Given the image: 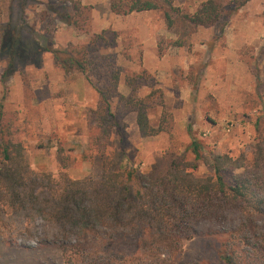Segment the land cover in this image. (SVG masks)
Instances as JSON below:
<instances>
[{
	"label": "rangeland",
	"instance_id": "374dc122",
	"mask_svg": "<svg viewBox=\"0 0 264 264\" xmlns=\"http://www.w3.org/2000/svg\"><path fill=\"white\" fill-rule=\"evenodd\" d=\"M204 1L174 0L173 6L192 14ZM217 1L224 8L217 24L193 27L175 15L168 29L162 10L118 15L110 0H0V131L22 142L31 169L54 177L63 171L73 180L97 181L109 160L115 168L162 176L174 159H193V139L204 151L249 157L264 133V0H250L234 12L231 0ZM73 2L79 3L77 12ZM8 29L32 45L11 64L3 45ZM103 30L104 39L86 54L93 61L89 70L97 61L99 73L65 72L46 51H87ZM115 69L118 92L145 98L150 124L163 126V132L140 137L135 114L124 111L117 112L121 133L113 128L105 135L96 126L97 88L105 87L106 73ZM137 76L132 92L125 78ZM29 214L0 210V264H66L57 227ZM238 223L234 210L205 218L191 240L160 247L161 259L224 264L218 251ZM259 233L264 245V219ZM137 258L130 248L120 264H142Z\"/></svg>",
	"mask_w": 264,
	"mask_h": 264
},
{
	"label": "trees",
	"instance_id": "16d2710c",
	"mask_svg": "<svg viewBox=\"0 0 264 264\" xmlns=\"http://www.w3.org/2000/svg\"><path fill=\"white\" fill-rule=\"evenodd\" d=\"M250 0H231V11H237ZM174 0H110V9L118 15L162 10L166 27L171 29L174 16L189 26L210 27L219 22L224 8L217 0H206L192 14H183L173 6ZM74 11L79 3L73 2ZM63 18V16H61ZM64 23L70 21L63 18ZM103 30L82 48L62 50L48 48L53 62L65 72L89 74L97 61L87 57L103 40ZM114 35V32H111ZM18 38V37H17ZM13 37L12 30L4 33L3 45L10 64L26 57L32 45ZM96 40V41H95ZM179 45V44H178ZM140 76L125 78L133 85ZM104 88H97L99 101L94 121L105 135L113 128L124 127L118 111L134 113L140 137H152L163 132L154 127L148 117L145 98L118 92L119 69L106 73ZM113 100H116L113 107ZM193 159H174L169 170L159 177L130 167L115 168L104 162L100 178L73 180L60 171L57 177L34 171L24 154L22 142L10 131H0V210L11 213L29 212L57 227L56 241L66 264H119L130 248L139 253L144 264H174L161 259L160 247L170 249L197 235L196 227L205 218L234 210L239 216L237 230L232 232L218 251L224 264H264V245L259 242V221L264 219V133L257 139L251 154L236 157L204 151L193 139L190 146ZM112 165V166H111ZM205 171L200 173L199 167ZM261 239V238H260ZM141 255V259H140ZM147 264V262H146Z\"/></svg>",
	"mask_w": 264,
	"mask_h": 264
}]
</instances>
